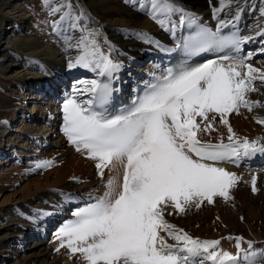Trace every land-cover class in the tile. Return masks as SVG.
<instances>
[{"label": "snow or ice", "instance_id": "snow-or-ice-1", "mask_svg": "<svg viewBox=\"0 0 264 264\" xmlns=\"http://www.w3.org/2000/svg\"><path fill=\"white\" fill-rule=\"evenodd\" d=\"M125 2L138 4V11L173 36L178 29H189L176 43L189 59L210 50L238 52L243 43L253 39L241 36L236 27L244 11L239 0H217L212 8L217 20L215 30L178 7L175 0ZM43 4L50 15L60 14L51 21L54 32H79V36L65 37L67 46L78 50L68 61V68L82 67L109 78L108 82L79 81L85 86L73 87V94L62 105V131L77 151L97 161L101 177L105 169H123L122 181L110 176L103 195L77 207L73 218L61 225L56 232L60 247H67L73 255L79 253L87 264H237L241 256L246 264H257L264 249L256 250L254 242L247 241L244 249L243 237H229L236 240L237 252L218 250L220 240L193 237L165 216L171 215L166 213L169 206L183 213L193 205L200 208L204 202L212 204L215 197L230 200V189L239 177L216 166L217 162L236 163L242 157L264 152V140L237 137L227 118L231 113L238 114L241 107L251 110L259 103L246 95L255 90L256 79L264 82V71L247 64L242 74L238 68L244 66L243 60L237 64L229 55L195 66L185 61L168 68L166 75L148 84L131 106L113 114L106 107L113 93L111 79L122 67L111 58L113 46L107 54L103 51L100 30L88 26L84 13H77L71 0H43ZM259 11L264 17V7ZM177 13L178 22L174 19ZM225 29L232 30L225 33ZM135 35L161 47L147 33ZM257 35L264 36V30ZM84 93L89 98L81 100L79 96ZM209 114H218L220 122L228 127L227 144L198 138L200 131L212 127ZM198 117L207 122L203 129ZM215 118L213 115L212 120ZM50 165L45 161L37 167ZM252 191H257L255 176ZM168 238L175 243H169Z\"/></svg>", "mask_w": 264, "mask_h": 264}, {"label": "bare ground", "instance_id": "bare-ground-1", "mask_svg": "<svg viewBox=\"0 0 264 264\" xmlns=\"http://www.w3.org/2000/svg\"><path fill=\"white\" fill-rule=\"evenodd\" d=\"M71 3L77 13L80 11L84 13L90 28L100 30L101 36L99 38L104 40L107 45H102L103 51L107 54L109 46H113L110 54L111 58L122 64L120 71L117 73L122 74L123 72L125 77L136 76L140 73L138 63L144 56L158 57L162 53L168 52L163 51L162 48L170 49L174 46L173 44L169 45L172 34L162 29L146 13L138 11V4L133 6L126 3L125 0H71ZM175 3L178 7L183 8L185 12L192 13L199 19H206L208 23L217 24V20L212 15V8L217 6V0H175ZM239 4L244 8V11L236 26L237 29L242 32L243 36L253 37L249 42H252L256 37H264L257 35V33L264 30V17H261L259 11L260 8L264 7V0H239ZM27 5L28 0H0V156L5 157L8 155L9 158L11 147L13 149L16 147L30 149L31 145L34 144L35 151L40 152L39 155L43 156L40 159L42 163L45 161L51 162V156L55 157L54 155L61 157V161L51 162V165L45 167L44 172L40 174L42 177H35L29 182L26 181L22 190L20 189L21 191H15L11 195H2L7 184L4 183L6 180L4 178L11 177L15 170L6 174L4 172L0 177V196H2L0 198V264H3V262H6V264H47L46 260L49 259H51L50 264H87L79 253L73 255L67 247H60L56 232L62 223L53 226L50 243L46 241L44 226L51 224L56 217L60 216L59 211L62 207H67L71 203L74 204L76 200H79V202L85 200L93 202L90 198L103 195L110 176L115 175L118 182L122 181L123 169L122 167H118L114 171L105 169V174L101 177L95 166L97 161L93 162L87 159L81 154V151H71V147L60 152L50 151L51 147L60 146L62 140H64L62 134L57 131V123L62 120V108L56 111H54L55 108L51 110L42 109V111H38L37 115L30 117L29 121H41L46 116L47 119L50 118L49 121L55 120L51 127L48 126L49 121L45 126H41L44 129L43 132H39L37 129L35 131L28 130L32 127L19 128L17 126L13 128L11 134L5 132L7 128L5 124L8 121L6 118L8 117V111L5 108L15 105V98H17L15 94L6 93L5 95L1 92L7 85H17L18 88L25 85L29 92L36 91L39 94H45L50 87H52L51 92L55 88H59L57 92H60V85H56L58 81L52 78L56 71L63 75L67 73L69 78V74L80 69L86 74H92L89 79H85L86 81L99 80L100 76L98 71L94 72L82 67L68 68V61L78 54V50L69 48L65 37L66 35L79 36V32H54L51 21L58 19L59 13L52 16L49 14V9L46 8L50 19L48 28L41 32L29 31L30 12ZM234 8L235 5H233ZM179 15L177 13L174 16L177 22L179 21ZM224 16L225 14L221 13V18H224ZM136 32L147 33L149 38L153 35L155 37L162 35L163 41L159 42L161 47L138 38L135 35ZM124 70H128V73H124ZM238 70L240 71V67ZM240 72L242 73V69ZM62 78L61 76L60 80H64ZM68 78H66L67 82H69ZM43 79H45L44 86L46 88L44 87L43 90L42 87L38 89L37 85L42 84ZM119 83L121 84V82ZM84 96L86 98H82L80 94L79 98L81 100L89 98L87 93H84ZM246 98L250 101L264 103V87L258 89L256 94L248 92ZM240 110L238 114L232 113L230 117H227L231 127L235 128L236 136L240 138L247 137L250 140H264V123L259 122L264 121V110H249L244 107H241ZM213 115L216 116L215 120H212ZM245 119L246 121H244ZM197 121L200 124L207 123L199 117ZM209 121L214 123L215 126L227 127L220 122L218 114H209ZM48 130L49 137L42 141V137ZM228 135L229 133L225 134L224 137L218 135L213 138H206V140L228 142ZM6 136H8L7 140H5ZM22 136L25 139L21 140V144H18L17 141ZM54 138L57 140L53 141ZM27 145L29 146L27 147ZM19 154L20 152L14 158H18L17 155ZM11 157H13V154ZM241 159L245 167L249 169L254 166L260 168L263 166L264 152H257L252 156L242 157ZM216 166L223 167L230 172L236 170V167L224 163H217ZM240 173L242 175L238 181L243 180L245 175L244 181L249 179L250 171L243 170ZM254 174L256 178L259 175L263 179H261V182L258 181L262 189L261 194L250 195V191L243 190V187L239 188L241 190L236 187V191L233 192V200L236 202L238 210L240 209V219L242 220L237 221L233 211V218L229 217L227 214L231 207H224L223 205L213 209L208 207L209 210L200 211L201 213L190 217L189 215L193 212L191 207L181 213L169 206L166 213L170 212L171 215L166 214L165 218L193 237H198L201 240H220L218 250L235 254L237 252L236 240L229 239V236L234 238L241 237V235L244 236L241 245L247 244V241H252L256 250L264 249V175H260L264 174V171L258 170ZM8 182L10 181L8 180ZM82 192H88L89 195H83ZM217 198L219 197H216L215 200ZM214 203L217 205L220 202ZM209 217L210 219L213 217L215 220L209 223L210 219L207 220ZM230 219H233L234 223ZM221 222L226 225L224 229L228 228L229 230L224 231V229L215 227ZM244 231L249 232V234L245 236ZM28 234H30L29 239L35 237L32 239L34 243L30 245L22 244L20 242L22 236ZM168 242L175 243L170 238H168ZM57 248H59V251H57ZM71 256L77 259L76 263L75 261L71 262ZM257 261L264 262V256H258ZM237 264H246V261L241 256Z\"/></svg>", "mask_w": 264, "mask_h": 264}, {"label": "rangeland", "instance_id": "rangeland-1", "mask_svg": "<svg viewBox=\"0 0 264 264\" xmlns=\"http://www.w3.org/2000/svg\"><path fill=\"white\" fill-rule=\"evenodd\" d=\"M27 8H28V10L30 12V17H29L30 24H29V26L32 23V17H34V21H33L34 27H32V25H31V29H29V31L41 32L42 30L48 28V25H50V24H48V21L50 19H49L48 11L46 10V8H45V6L43 4V0H28ZM41 16H42V19H41ZM43 16L45 17V19H44ZM99 40H100L101 45L107 46L106 42L104 40H102L101 38H99ZM250 64L253 66V68H258V69H261L262 71H264V44L263 43H260L259 45H255L252 48ZM80 71L81 70L78 69V70L74 71V74L73 73L69 74V76H71L72 78H69L68 91H70L72 93H73V87L74 86H77V87H84L85 86V85L78 84L79 81H86L85 79H89V77H91L90 74H88V73L85 74L83 71H81V72ZM61 74L62 73H60V76H62ZM56 75H59V73H57ZM254 75L258 76L259 74L258 73H254ZM64 77L65 78L67 77V73H65ZM18 85H21V84H18ZM56 85H59V83L56 84ZM14 86L7 85L6 88L1 90V92H3L5 95L7 93V94H10V95L11 94H13V95L15 94V96H17V98H15V105L5 108L8 111V117H6V118L9 121V122L7 121L6 124L7 125L11 124V128H12L11 129L12 131L9 134H11L13 132V128H16V126L19 127V128L32 127L31 129H28V130L35 131L37 129V131L43 132L44 129H42L41 126H45L47 121H49L48 119L46 120V123L44 122L45 124L43 123L44 124L43 125V124H39L43 120H41V121L39 120L40 122L33 120L31 122V121L27 120L28 119L27 117H31L32 118V116H34L35 114L36 115L38 114L39 110L42 111V109H48V107L50 106V102L53 101V99L46 98V96H45V97L42 98V100L40 102H38L37 101L38 97L36 99L35 98H31L33 96L35 97L36 93L31 92V91L30 92L27 91V88H25V85L24 86H20L19 88L16 87L17 85L15 87ZM254 86H255L254 87L255 90L253 91L252 94L258 93V89H260L261 87H264V82H261L260 80L256 79V81L254 83ZM18 95H19V98H18ZM28 97H30V99H33V100L35 99V101H31L30 102L28 100ZM258 102H259L258 104H254L252 106L251 110H260V111L264 110V103H262V102L260 103V101H258ZM34 108L38 109V110L35 109L36 110L35 113H34ZM48 110H51V109H48ZM240 111H242V110H240ZM30 115H32V116H30ZM228 117H230V115H228ZM43 118H44V116H43ZM244 121H246V119ZM60 122L61 121H59L57 127L58 126L60 127ZM38 126H40V128ZM213 126H214L213 130L209 129L208 130L209 132L208 131H203L201 133L202 135H200V136L202 138H205V136H206V138H213L214 136H218V135H221V136L224 137L225 134L226 135L228 134V127L215 126V125H213ZM232 129H233V127H232ZM2 131H4V129H2ZM61 131H62V129H61ZM233 131H235V128L233 129ZM205 132H207V133H205ZM2 134H3V136H5L4 133H2ZM63 137H64V134H63ZM7 139H8V136H6L5 140H7ZM23 139H25V138H23V136H22L20 139H18L17 143L21 144L20 142ZM52 140L56 141L57 139L54 138ZM60 140H61V138H60ZM42 141H44V140H42ZM68 142H69V140H67V139L65 140L64 139V140H62V143L60 144V146L51 147L50 151L51 150L52 151L55 150L57 152H60L61 150H64V149H67V148H70V147L72 148L73 144H71L70 142L68 144ZM23 143H24V141H23ZM28 146L29 145H27V147ZM35 149L36 148H35L34 144L31 145L29 150H26V149H23V148H18V147L13 149L11 147L9 149V152H10L9 153V155H10L9 158H8V155H6L5 157L0 156V177L4 174V172L6 174V173H8L10 171H14L15 170L14 174L11 175V177L4 178V180L6 179L4 183H7V184H6V188L3 190V194L2 195H11L15 191H19L20 189L22 190V188L24 187L26 181L29 182L31 179H33L35 177H40L41 176L40 174H42L44 172L45 167H37L36 166V163L37 164L38 163H42V161H40V159L43 158V156L39 155L40 152L35 151ZM15 151L20 152V154L17 155L18 158H14V156H16V154H18V152L16 153ZM71 151H74V150L71 149ZM22 152H23V154H22ZM81 152H82V155H84V156L86 155L85 152H83V151H81ZM12 154H13V157H11ZM54 156L55 157L51 156V158H52L51 162L57 163V162L61 161V157H59L57 155H54ZM41 168H43V169H41ZM40 169H41V171H40ZM239 175H242V174L240 173ZM260 175H264V174H260ZM254 176H256V175H254ZM254 176L250 177V175H249L248 176L249 179L244 181L245 178H246V175H245L243 180L241 179L240 181H237V184L233 188L230 189V193H231L230 196L232 197L230 200H225L222 197H219V198H217L215 200V198H216L215 197L214 198V202H216V203L220 202L219 204L215 205V203L213 202L212 204H208V203L205 204L204 203V204H202V206L200 208L191 207V210L193 209V212H192L191 215H189V217L192 216V215H196L197 213H201L202 211H207V210H209V208L211 209V207L213 209V208H217V207H220V206L223 205L224 207L225 206L231 207L229 213L227 214L229 217L233 218V214H234V217L236 218L237 221L242 220V219H240V209L238 210V206H236V202L233 200V197H234V193L233 192L236 191L235 190L236 187L238 189L240 187L241 188L243 187V190L246 189V190L250 191L249 192L250 195L256 196V195L261 194L262 193V189H261L260 183L258 181L261 182L263 179L258 175V177H257L258 179L256 178L257 191L253 192L252 191V179H253ZM22 179H25V180H22ZM71 179H73V178H71ZM8 180L10 182H8ZM249 185H250V187H249ZM239 190H241V189H239ZM1 197L2 196H0V198ZM67 208H70V207H67ZM67 208H61L60 210H62V212H64V213H68L69 211L67 210ZM187 210H188V208H187ZM232 211H233V214H232ZM60 218L61 217H59L58 219H60ZM209 219H210V217L207 220H209ZM214 220H215V218L212 217V219L209 220V223L213 222ZM231 222L234 223V220L232 219ZM215 227L219 228V229H224L226 227V225H225V223L223 224L221 222V223L217 224ZM231 228H233V227H231ZM226 230H229V229L228 228L224 229V231H226ZM49 232H50V230L48 229L46 231V233H49ZM228 233H231V232H228ZM244 233H245L244 234L245 236L249 234V232L246 233V231H244ZM51 234H52V231H51ZM51 234H47L48 238H46V241L49 242V243H50V240H51L50 238H52ZM28 237H30V234L27 235V238ZM226 237H228V236H226ZM229 237H231V236H229ZM241 237H244V236L241 235ZM22 238L23 239H21L20 242H23V241L25 242L26 241V244H29V245L31 243H34L33 241L30 242L31 239H27L26 236H23ZM33 238H35V237H33ZM12 246L14 247V244ZM241 247L246 249L247 248V244L245 243L244 245H241ZM70 259H71V262L75 261V263H76V261H77V259L74 258V256H71ZM50 260L51 259L46 260L47 264L51 263ZM263 263L264 262H262V261H257V264H263ZM3 264H6V262H3Z\"/></svg>", "mask_w": 264, "mask_h": 264}]
</instances>
